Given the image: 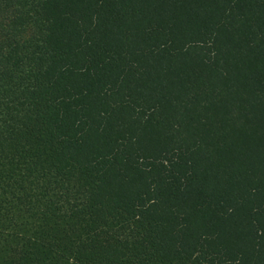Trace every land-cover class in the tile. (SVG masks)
I'll return each instance as SVG.
<instances>
[{
	"label": "trees",
	"instance_id": "obj_1",
	"mask_svg": "<svg viewBox=\"0 0 264 264\" xmlns=\"http://www.w3.org/2000/svg\"><path fill=\"white\" fill-rule=\"evenodd\" d=\"M0 264H264V0H0Z\"/></svg>",
	"mask_w": 264,
	"mask_h": 264
}]
</instances>
